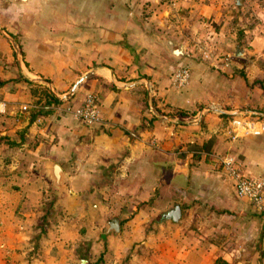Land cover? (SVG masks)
Wrapping results in <instances>:
<instances>
[{"label":"crops","instance_id":"obj_1","mask_svg":"<svg viewBox=\"0 0 264 264\" xmlns=\"http://www.w3.org/2000/svg\"><path fill=\"white\" fill-rule=\"evenodd\" d=\"M244 6V0H0V186L7 182L3 171L15 174L16 166H42L51 179L53 161L63 170V188L69 178L92 201L107 198L110 205L99 212L118 225L122 218H159L156 239L143 227L153 255L142 264H264V211L237 196L224 165L230 157L236 173L264 180V127L230 137L231 117L247 110L246 86L212 51L226 42L233 10ZM200 18L209 28L204 60L180 33ZM243 38L246 53L264 63V35L243 30ZM168 43L182 44V55L170 54ZM183 65L187 81L171 84ZM249 68L264 74L258 63ZM35 85L58 102L31 94ZM90 92L100 121L88 125L73 110ZM262 194L264 208V185ZM175 204L179 217L166 218ZM5 226L0 264H8Z\"/></svg>","mask_w":264,"mask_h":264},{"label":"rangeland","instance_id":"obj_2","mask_svg":"<svg viewBox=\"0 0 264 264\" xmlns=\"http://www.w3.org/2000/svg\"><path fill=\"white\" fill-rule=\"evenodd\" d=\"M244 5L241 12L233 10L235 19L224 27L226 42H215L211 49L214 47L212 51L221 58L220 62L227 64L223 67L225 70H235L237 76L244 78V81L240 79L239 87L241 84L246 86L244 104L247 110L264 113V74L258 75L249 68L251 62L264 66L263 59L246 53L251 48L248 39L243 38V30H254L255 34L264 35V0H244ZM239 13L242 14L241 21L238 20ZM187 16L188 13L184 18ZM190 19L192 23L194 18ZM205 22L200 18L197 25H183L180 30L185 37L184 45L203 60L208 48L204 41L209 33ZM246 34L251 36V33ZM232 35L239 39V43L227 42ZM236 51L240 52L239 56L242 52L246 55L240 67L235 61L239 57L234 54ZM245 73L249 78H245ZM27 167L16 166V175L5 169L2 175L7 182L0 186V225L5 224V230L9 232L4 234L6 240L2 249L8 264H142L152 260L153 251L147 246L150 241L143 227L148 226L151 237L156 239L160 225L158 217L145 218L143 222L142 218L135 221L129 217L122 218L117 231L108 230L112 217L99 212V205L105 208L110 205L107 198L101 204L92 201L87 195L88 189H79V183L71 185L69 178L65 179L69 182L68 188L57 191L52 180L43 173L42 166H32L34 168L29 171ZM11 174L16 180L13 181ZM134 229L138 233L132 234Z\"/></svg>","mask_w":264,"mask_h":264},{"label":"built area","instance_id":"obj_3","mask_svg":"<svg viewBox=\"0 0 264 264\" xmlns=\"http://www.w3.org/2000/svg\"><path fill=\"white\" fill-rule=\"evenodd\" d=\"M189 76V70L182 66L174 72L172 81L175 85H183ZM25 107H22L24 109ZM76 118L90 125L100 121V112L97 98L94 93H87L82 103L73 110ZM264 127V117L256 113L255 110L239 111L230 119L229 135L232 139L252 133H258ZM224 165L230 170L234 177V187L237 196L245 198L255 208L264 211L262 207V189L264 180L260 177L243 176L230 168L233 166L232 158L226 157Z\"/></svg>","mask_w":264,"mask_h":264},{"label":"water","instance_id":"obj_4","mask_svg":"<svg viewBox=\"0 0 264 264\" xmlns=\"http://www.w3.org/2000/svg\"><path fill=\"white\" fill-rule=\"evenodd\" d=\"M167 47L169 48V53L172 54L175 57H180L182 55V53H183V45L182 44L174 47L173 44H169L168 43ZM235 55H239V51H236ZM81 79L82 78H79L78 82ZM77 83H75L74 86H76ZM241 111H245V110H241ZM247 111H250V110H247ZM256 113L259 114L260 116L264 117V113L263 112L256 111ZM47 167H48V176L53 180V182L55 183V186L59 190H61L63 188V184H62L63 170L60 168V166H58L53 161H49ZM179 215H180V208H179V206L177 204H175L171 209H169L164 214V216L166 218H170L172 220H177ZM107 229L108 230H113V231H117L118 230L117 218L112 217L109 220Z\"/></svg>","mask_w":264,"mask_h":264},{"label":"trees","instance_id":"obj_5","mask_svg":"<svg viewBox=\"0 0 264 264\" xmlns=\"http://www.w3.org/2000/svg\"><path fill=\"white\" fill-rule=\"evenodd\" d=\"M36 88L34 87V89L31 90V94H35L38 92L39 99L41 97H43L45 99V103H49V102H58L57 98H55L52 93L45 87L39 86V85H35Z\"/></svg>","mask_w":264,"mask_h":264}]
</instances>
